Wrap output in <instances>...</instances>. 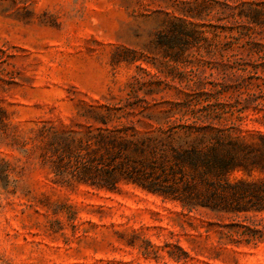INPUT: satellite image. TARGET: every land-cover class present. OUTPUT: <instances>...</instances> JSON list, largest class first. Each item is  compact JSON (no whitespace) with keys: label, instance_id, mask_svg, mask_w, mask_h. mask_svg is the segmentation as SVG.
Returning <instances> with one entry per match:
<instances>
[{"label":"rangeland","instance_id":"1","mask_svg":"<svg viewBox=\"0 0 264 264\" xmlns=\"http://www.w3.org/2000/svg\"><path fill=\"white\" fill-rule=\"evenodd\" d=\"M240 1L264 3L31 0L0 8V264H264V212L256 245L235 246L224 237V215L185 214L133 184L109 191L55 183L43 155L46 136L76 129L89 105L129 102L155 114L165 102L224 101L213 43L222 40L224 53L223 34L243 24ZM192 5L199 15L188 19L209 41L189 50L200 59L172 68L155 32ZM263 123L245 127L264 132Z\"/></svg>","mask_w":264,"mask_h":264},{"label":"trees","instance_id":"2","mask_svg":"<svg viewBox=\"0 0 264 264\" xmlns=\"http://www.w3.org/2000/svg\"><path fill=\"white\" fill-rule=\"evenodd\" d=\"M30 1L0 0V8H26ZM238 4L243 24L223 34L224 53L222 40L213 43L224 69V101L165 102L155 114L129 102L89 105L84 123L53 130L44 140L52 181L109 191L133 184L177 201L185 214L224 215L229 244L256 245L263 236L257 216L264 212V132L245 125L264 117V3ZM198 15L197 6H189L155 32L154 45L170 67L200 59L189 52L209 41L207 30L188 19ZM138 113L146 120L132 117Z\"/></svg>","mask_w":264,"mask_h":264}]
</instances>
